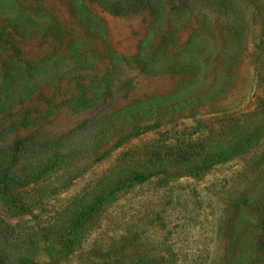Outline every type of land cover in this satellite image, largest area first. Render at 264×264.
<instances>
[{
	"label": "rangeland",
	"instance_id": "374dc122",
	"mask_svg": "<svg viewBox=\"0 0 264 264\" xmlns=\"http://www.w3.org/2000/svg\"><path fill=\"white\" fill-rule=\"evenodd\" d=\"M0 264H264V0H0Z\"/></svg>",
	"mask_w": 264,
	"mask_h": 264
},
{
	"label": "trees",
	"instance_id": "16d2710c",
	"mask_svg": "<svg viewBox=\"0 0 264 264\" xmlns=\"http://www.w3.org/2000/svg\"><path fill=\"white\" fill-rule=\"evenodd\" d=\"M240 147L239 145H234L224 151L216 153L215 159L219 160L226 155L236 151ZM205 152V144L202 140L198 141H178L174 144L167 145H153L149 156L160 163L169 162L171 164H183L192 159L199 158ZM225 154V155H224Z\"/></svg>",
	"mask_w": 264,
	"mask_h": 264
}]
</instances>
